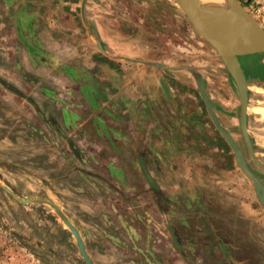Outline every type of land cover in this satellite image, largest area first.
<instances>
[{"label": "rangeland", "instance_id": "374dc122", "mask_svg": "<svg viewBox=\"0 0 264 264\" xmlns=\"http://www.w3.org/2000/svg\"><path fill=\"white\" fill-rule=\"evenodd\" d=\"M2 1L0 264H85L65 219L93 264H264V207L244 169L261 178L264 170L241 136L236 86L192 24L181 41L192 49L171 51L189 50L191 69L176 85L159 72L167 94L150 85L144 102L139 88L125 96L121 71L104 60L94 69L75 49L61 50L63 62L50 49H27L11 36L26 33L25 23ZM237 59L247 71L244 59L264 54ZM248 84V105L258 109L247 113L248 134L264 164L256 139L264 138V75Z\"/></svg>", "mask_w": 264, "mask_h": 264}, {"label": "crops", "instance_id": "0c3cea01", "mask_svg": "<svg viewBox=\"0 0 264 264\" xmlns=\"http://www.w3.org/2000/svg\"><path fill=\"white\" fill-rule=\"evenodd\" d=\"M8 2L16 10L18 23H25L22 30L26 29V33L13 32L12 37L20 39L27 49H38L44 53L46 49L54 51V57L62 62L66 59V53L61 52L63 49H75L74 55L79 58L91 57V60H94V69L100 67L98 65L101 60H104V63L106 61L108 66L113 65L110 72H114L115 67L121 71L122 89L126 97L133 94L132 89L139 88L140 94L142 93V98L140 95L139 98L144 102L150 101L146 98L149 95L147 88L153 84L167 94L165 87L168 85V79L165 80L164 76L169 78L168 81H178L179 74L191 69L188 62L191 57L189 50L182 56L173 57L171 54L173 49H192L185 42L181 44L182 40H188L185 30L191 23L179 12L174 0ZM0 4H3L2 0ZM22 7H25L24 11L20 10ZM29 7H34L32 12L27 9ZM190 26L194 31V27ZM190 54L193 55L191 50ZM244 60L247 71H243L248 82L263 78V59ZM223 65L230 76L224 63ZM105 67L109 73L107 66L101 68ZM161 71L164 72L162 77L159 73ZM153 74L160 76L155 77L154 83L151 77ZM106 78L110 83L115 82L114 78ZM193 79L196 83V78ZM174 83L176 85V82ZM112 96L115 97V93ZM213 111L221 122L222 112L215 106ZM230 118L233 119V116ZM255 177L264 185V177Z\"/></svg>", "mask_w": 264, "mask_h": 264}, {"label": "water", "instance_id": "95a60500", "mask_svg": "<svg viewBox=\"0 0 264 264\" xmlns=\"http://www.w3.org/2000/svg\"><path fill=\"white\" fill-rule=\"evenodd\" d=\"M185 17L190 21L194 29L217 53L225 64L230 74L240 101L239 129L241 136L247 146L249 155L254 163L264 170V164L261 163L253 149L247 128V110H248V88L249 84L246 75L238 61V57L264 54V30L257 25L242 9L236 0H230L238 9L239 20H229L220 17L216 12L208 10L201 0H174ZM197 86L201 97L203 98L207 111L217 130L225 137L232 149L238 155V149L227 131L219 124L213 111V105L208 99L202 83L196 78ZM248 176L256 184V195L264 207V185L247 169H244ZM65 225L75 238L78 251L85 264H93L88 253L85 250L84 242L76 227L68 220H64Z\"/></svg>", "mask_w": 264, "mask_h": 264}, {"label": "bare ground", "instance_id": "6f19581e", "mask_svg": "<svg viewBox=\"0 0 264 264\" xmlns=\"http://www.w3.org/2000/svg\"><path fill=\"white\" fill-rule=\"evenodd\" d=\"M201 2L204 6L207 7L208 0H201ZM210 6H211V9L214 10L212 12H216L220 17L226 18L229 20H234V21L239 20L240 21L239 11L234 6V4H232V2L230 0H211ZM247 113H249V114L258 113V109L255 108V106L253 104L249 103ZM251 135L252 134L250 132V136ZM256 139H257L258 143L264 147V138L261 139V138L256 137Z\"/></svg>", "mask_w": 264, "mask_h": 264}, {"label": "built area", "instance_id": "2783aa9c", "mask_svg": "<svg viewBox=\"0 0 264 264\" xmlns=\"http://www.w3.org/2000/svg\"><path fill=\"white\" fill-rule=\"evenodd\" d=\"M245 13L264 30V0H236Z\"/></svg>", "mask_w": 264, "mask_h": 264}, {"label": "flooded vegetation", "instance_id": "af4514ba", "mask_svg": "<svg viewBox=\"0 0 264 264\" xmlns=\"http://www.w3.org/2000/svg\"><path fill=\"white\" fill-rule=\"evenodd\" d=\"M247 79V78H246ZM247 122H248V119H247ZM251 142H252V140H251Z\"/></svg>", "mask_w": 264, "mask_h": 264}]
</instances>
